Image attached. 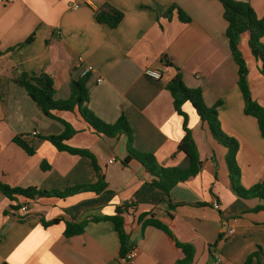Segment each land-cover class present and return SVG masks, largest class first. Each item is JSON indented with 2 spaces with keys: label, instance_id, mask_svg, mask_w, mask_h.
I'll list each match as a JSON object with an SVG mask.
<instances>
[{
  "label": "crops",
  "instance_id": "0c3cea01",
  "mask_svg": "<svg viewBox=\"0 0 264 264\" xmlns=\"http://www.w3.org/2000/svg\"><path fill=\"white\" fill-rule=\"evenodd\" d=\"M233 1L249 3L258 18L264 17V0ZM106 4L124 14L115 29L95 19V12ZM173 4L189 23L179 21L175 12L166 16ZM227 27L219 0H0V182L46 192L94 185L98 177L93 158L107 185L98 195L64 200L10 201L0 193V264H120L119 237L108 218L125 205V230L137 251L132 264H175L184 257L164 232L139 221L143 213L167 226L179 242L194 247L192 264H245L257 253L260 260L253 257L250 264H264V211L251 213L264 202L234 193L228 150L214 140L191 103L183 111L202 163L195 177L166 195L151 185L152 178L137 160L125 163L132 148L153 155L162 168L185 166L186 155L177 151L185 136L184 118L166 89L181 73L186 87L203 90L207 106L222 101L220 127L239 144L241 186L264 184V139L257 120L244 114ZM29 38L31 42L20 47ZM241 51L251 95L264 107L261 63L246 35ZM89 67L84 107L107 124L124 116L132 129L130 141L126 135L96 134L77 109L53 111L56 119L46 117L13 81L23 73H46L54 81V99L64 101L71 96L72 82L83 79ZM147 69L163 72V78L147 77ZM61 121L76 131L66 144L89 156L60 152L41 139L63 134ZM15 137L35 146L34 155L18 147ZM213 200H218L219 210ZM24 205L29 207L27 217L21 214ZM81 222L83 234L65 237L68 223Z\"/></svg>",
  "mask_w": 264,
  "mask_h": 264
},
{
  "label": "trees",
  "instance_id": "16d2710c",
  "mask_svg": "<svg viewBox=\"0 0 264 264\" xmlns=\"http://www.w3.org/2000/svg\"><path fill=\"white\" fill-rule=\"evenodd\" d=\"M5 1L7 2L9 0ZM219 1L223 4L224 18L228 23L226 36L229 41V49L238 67V87L244 100V114L257 120L261 137L264 139V107L255 101L251 95L248 80L249 68L241 51V41L246 35L248 36L249 47L253 56L261 63L259 71L264 77V46L261 44V40L264 38V17L258 18L249 3L237 2L233 0ZM174 12L176 13L179 21L182 23H189L191 21L190 18L176 4H173L170 7L166 16L170 17ZM123 18L124 14L121 11L108 4L102 6L95 12L96 21L100 24L106 25L110 29L117 28ZM31 40L32 38H29L26 42L21 44L20 47L30 43ZM86 76H84V78L80 81L72 82L71 96L69 99L64 101H57L54 99V81L46 73H41L38 76L23 73L22 75L15 77L13 81L27 92L31 100L38 106L46 117L56 119L53 115V111L74 112L77 109L81 117L89 124L96 134L103 135L108 138H117L120 135H126L130 141L132 139V129L129 127L124 116L119 118V120L114 124H107L84 107L85 103L88 101V89L86 87L87 81L85 82ZM166 89L173 98L175 111L178 115L184 118L183 129L185 131V136L179 144L177 151L186 155L185 166L167 169L162 168L156 163V159L153 155L143 154L133 150L132 148H128L129 154L126 157L125 163L131 159L137 160L152 178L151 185L166 195H169L171 190L178 184L185 183L191 177H195L199 173L202 163L199 159L197 146L194 142L191 130L188 128V116L183 111V106L189 102L195 109L200 121L207 125L214 140L228 150L226 160L229 178L234 193L237 197L244 200L259 199L264 202V184H256L250 189H244L241 186V171L236 161L239 144L237 140L225 134L220 127L218 109L221 107L222 101L217 102L214 106H207L205 104L203 90L189 89L186 87L181 73H178L167 84ZM61 123L65 127L63 134L58 136H47L41 139L50 142L60 152H68L70 154L80 156H89L88 152L71 148L66 144V141L70 140L75 135L76 131H74L68 123L64 121H61ZM13 141L26 154L30 156L34 155L36 150L35 146L30 145L21 137H15ZM92 161L98 177V181L94 185H80L65 189L64 191L55 190L52 192H46L35 187L27 189L12 188L0 182V193H2L10 201H17L18 197H23L26 200L50 197L64 200L84 193H93L98 195L107 189V185L105 184L103 177L100 175L99 169L93 158ZM42 168L45 169L44 163L42 164ZM19 208L20 206L18 205V207H14L13 209L18 210ZM128 211V205L118 207L116 214L108 218V220L113 223L115 231L119 237L120 257H125L126 254L133 249L130 235L125 230L124 214ZM263 211L264 203L251 210V213H259ZM148 216H150V218L147 219ZM95 220L98 221L99 219ZM139 221L144 222L145 226L161 230L173 241L177 248L181 249L184 257L175 264L193 263L195 249L192 245L179 242L171 230L162 222L150 215V213L141 214L139 216ZM84 228V222L68 223L66 225L64 235L67 238L79 236L83 234ZM212 247L213 246H211V248ZM253 257H257L258 260H260V256L257 253L254 256L249 257L245 264H250Z\"/></svg>",
  "mask_w": 264,
  "mask_h": 264
},
{
  "label": "built area",
  "instance_id": "2783aa9c",
  "mask_svg": "<svg viewBox=\"0 0 264 264\" xmlns=\"http://www.w3.org/2000/svg\"><path fill=\"white\" fill-rule=\"evenodd\" d=\"M74 9L77 8V5H74L73 7ZM92 71V68L89 67L85 70L83 76H86L88 73H90ZM145 75L151 79H154V80H161L163 78V72L161 71H158V70H153V69H147L145 71ZM98 83H101L102 82V79L99 78L97 80ZM33 137H35L37 135L36 132H34L33 134ZM115 160L112 159L110 160V163H114ZM212 206L215 210H219L220 208V204L218 202V200H213L212 202ZM28 212H29V207L27 205H24L22 208H21V214L23 217H27L28 216ZM229 233H233V230H230ZM137 257V251L135 249H131L125 257H120L119 259V263L120 264H132L135 259Z\"/></svg>",
  "mask_w": 264,
  "mask_h": 264
},
{
  "label": "rangeland",
  "instance_id": "374dc122",
  "mask_svg": "<svg viewBox=\"0 0 264 264\" xmlns=\"http://www.w3.org/2000/svg\"><path fill=\"white\" fill-rule=\"evenodd\" d=\"M261 44L264 46V42L263 41H261Z\"/></svg>",
  "mask_w": 264,
  "mask_h": 264
}]
</instances>
